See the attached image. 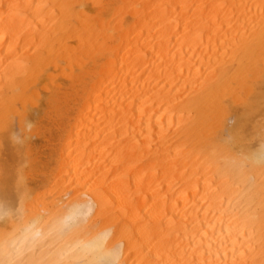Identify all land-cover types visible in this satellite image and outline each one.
Here are the masks:
<instances>
[{
    "label": "bare ground",
    "instance_id": "bare-ground-1",
    "mask_svg": "<svg viewBox=\"0 0 264 264\" xmlns=\"http://www.w3.org/2000/svg\"><path fill=\"white\" fill-rule=\"evenodd\" d=\"M261 108L264 0H0V197L27 151V216L86 191L81 233L113 226L125 264H264V168L221 142ZM24 118L54 126L42 167L9 141Z\"/></svg>",
    "mask_w": 264,
    "mask_h": 264
},
{
    "label": "clouds",
    "instance_id": "clouds-1",
    "mask_svg": "<svg viewBox=\"0 0 264 264\" xmlns=\"http://www.w3.org/2000/svg\"><path fill=\"white\" fill-rule=\"evenodd\" d=\"M235 123L234 119L227 120L229 128ZM34 129L35 124L24 118L18 129L9 133L10 143L18 151L24 149ZM221 142L229 149L240 148L235 154L225 153L222 162L226 167L264 168V118L253 125L250 138L245 139L239 131H228ZM254 142L256 146L250 147ZM30 164L29 154L24 151L13 185L16 202L0 197V225L6 226L0 230V264H125V242L116 238L113 226H96L81 233L96 213V202L86 191L75 199L66 193L53 215L27 216L29 193L21 177Z\"/></svg>",
    "mask_w": 264,
    "mask_h": 264
},
{
    "label": "rangeland",
    "instance_id": "rangeland-1",
    "mask_svg": "<svg viewBox=\"0 0 264 264\" xmlns=\"http://www.w3.org/2000/svg\"><path fill=\"white\" fill-rule=\"evenodd\" d=\"M58 82H62L61 80H59L58 79ZM40 92H42V93H40ZM40 93V94H39ZM43 91H41V90H38V96L40 97H38L36 100H35V106L34 107H29L30 109L29 110H27V114L29 115V116H36V115H40L41 113H44V112H47L48 111V109L47 108H45V105L43 104V100H44V98H45V94L43 95ZM41 94H42V96H41ZM37 102V103H36ZM42 102V103H41ZM40 103V104H39ZM37 104H38V106H37ZM44 105V106H42V105ZM37 107H38V109H37ZM34 108V109H33ZM46 110H45V109ZM27 109H28V107H27ZM33 109V110H32ZM37 110H39V111H41L40 113H38L37 114V112H39V111H37ZM35 112V113H34ZM262 112V113H261ZM261 115L260 116H262L264 113H263V109L261 108ZM34 114V115H33ZM260 117H256L255 118V120L257 119H259ZM43 120V121H42ZM45 118H42L41 120H38V125H39V133H38V135H39V137H34V136H32V138L30 139V141L32 142V147H33V150L31 151V156H32V158H35V162H36V165L35 166H38V167H42V165L44 166L45 165V157H46V153H47V146H45L44 145V143H43V141H42V136H44V135H47L48 133H51V134H53V132H54V126L51 124L50 125V121H48V120H46ZM43 122H45V123H43ZM49 123V124H48ZM46 124V125H45ZM52 126V127H51ZM43 127V128H42ZM248 130V129H247ZM246 130V131H247ZM250 131V130H249ZM249 131H247L248 132V134H249V136L251 135V132L249 133ZM246 132V133H247ZM245 132H244V136H247V134H246ZM37 135V136H38ZM36 139V140H35ZM35 140V141H34ZM37 142H38V144H37ZM34 143V144H33ZM3 145V144H2ZM36 145V146H35ZM44 145V146H43ZM10 146V145H9ZM8 145H6V143H4V145L3 146H1V149H0V164L1 165H3V166H5V164L6 163H8V162H10L11 161V159H12V152H13V149H12V147L10 146L9 147ZM44 147V148H43ZM36 148V149H35ZM36 150V151H35ZM34 151V152H33ZM6 152V153H5ZM34 153V154H33ZM45 154V155H44ZM2 157H3V159H2ZM42 158H44V161L42 160ZM38 164H40V165H38ZM32 186V185H31ZM32 188H33V186H32Z\"/></svg>",
    "mask_w": 264,
    "mask_h": 264
}]
</instances>
